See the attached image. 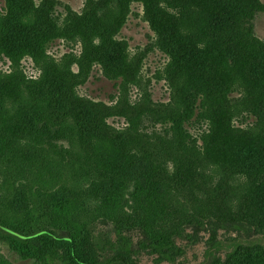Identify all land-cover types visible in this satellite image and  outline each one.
<instances>
[{"label":"trees","instance_id":"16d2710c","mask_svg":"<svg viewBox=\"0 0 264 264\" xmlns=\"http://www.w3.org/2000/svg\"><path fill=\"white\" fill-rule=\"evenodd\" d=\"M102 1L107 2L99 7L101 12L97 11L102 17L98 19L100 24L105 26L108 21L111 22V14L115 12L113 35L120 33L129 15L126 0ZM150 1L154 3V0ZM141 2L147 11L148 0ZM8 4H11L10 0ZM12 6L16 8L13 3ZM170 6L173 9L171 14L155 8L157 16L152 17L153 20L148 19L155 36L151 47L143 50L144 56L139 59V74L129 77L127 73L119 72L113 77L121 81L118 98L129 97L130 87L135 86L143 95L138 103L160 108L162 115L159 118L145 117L148 115L145 111L141 114L145 118L120 116L128 122L129 133L144 136L149 142H160L161 146L174 152V158L189 159L191 166H195V169L190 166V171L197 173L196 170H200L201 178L206 173L212 181L216 176L219 177L216 183L219 188L214 189L213 194L219 199L224 187L221 179L225 174L227 193L230 194L231 190L235 194L238 190L245 202L241 207V200H236L237 206L242 209L239 214L242 215L249 206L252 208V217L257 219L254 224L257 225L256 221L264 224V51L259 50L257 44L251 50L243 39L236 37V34H247L248 37L254 35L253 22L264 9L258 0H225L221 13H207L199 0H178ZM37 29L51 32V35L45 33L44 38L37 42V53L30 55L43 70V76L39 81L26 82L25 76L20 75L32 86H44L50 77L54 81L49 84L48 90L40 89L41 95L38 98L29 96L24 99L22 96L23 105L14 107V110L29 128L32 142L42 148L46 145L47 149H43L48 154L54 152V155L69 157V152L64 147L59 148L57 143L66 141L67 145L73 144L75 149L79 136L76 129L84 132L86 127L80 118V122L76 120L74 126L73 121L69 123L72 114H65L62 121L58 122L60 117L51 106H61V94L65 89L61 80L66 79L65 76L81 78L75 85L79 86L85 83L89 70L85 72L81 59L77 61L80 66L77 75L71 71L73 62H65L67 58L56 65L52 64L54 61L46 56V47L61 38L92 42V28L88 25L83 30L82 25L70 27V24L63 28L54 23L48 13L39 10L23 12L13 28L19 36L25 38V33ZM155 38L158 39V48L155 49L168 60L166 75L163 77L160 69L154 76L157 81H166L170 94L167 103L154 102L151 91H148L147 85H143L142 76L140 78L144 60L155 51L152 48ZM8 88H3L2 97L7 96L13 101L11 94L14 91ZM232 94H238L239 97L230 98ZM234 119L244 127L233 126ZM235 132H240V135L246 132L243 135L247 136L241 141H231L230 135ZM210 137L213 138L211 145L208 144ZM111 145V142L105 143L101 139L92 141L94 170L99 178L84 192L85 195L63 189L65 194L62 196L43 202L37 190L32 191V187L27 201H24V192L21 195L17 192L9 205L14 213L27 217L31 213L30 206L34 204L32 199L37 197L46 218L38 224H29L27 220L16 221L18 223L12 225L0 222V242L22 260L38 264H132L129 258L137 250L132 238L125 235L120 227L115 229V241L105 237L99 242L81 224L84 216L92 214V207L109 219L120 217L126 213L123 207H128L140 213L133 225L143 238L137 243L138 250H151L162 261L174 264L182 255L176 239L181 238L185 230L182 223H171L174 221V213L168 207V191L165 186L169 183L163 178V165L153 162L147 154L137 158L131 150H127L126 156L118 144L117 147ZM151 146L154 147L149 143L148 147ZM64 160L66 158L62 157ZM26 161L32 163V159L27 158ZM75 163L77 165H70L68 170L73 167L79 171L89 164L80 159ZM56 166L61 173V165L56 162ZM36 169L38 173L35 170V179L44 186L62 179L57 176L54 179L51 174L49 176L54 181H45V167L41 168L37 164ZM199 190L197 188L195 192ZM127 195L133 202L132 206ZM20 205L22 211L18 209ZM256 228L263 229L264 225ZM210 245L215 251L221 249L215 230L212 231ZM209 258L208 264H264V247L238 243L232 246L224 260L213 253L209 254Z\"/></svg>","mask_w":264,"mask_h":264},{"label":"rangeland","instance_id":"374dc122","mask_svg":"<svg viewBox=\"0 0 264 264\" xmlns=\"http://www.w3.org/2000/svg\"><path fill=\"white\" fill-rule=\"evenodd\" d=\"M177 1L158 0L157 2V0H154V3H152L148 0L146 11L141 0H126L125 6L129 14H127V23L120 33L113 35L115 30L113 23L116 22L115 12L111 14V22L108 21L105 26H102L101 21L98 20L102 17L97 11H100L99 7H103L102 4L107 1L10 0L11 4L9 5L8 0H0V119L3 121H0L1 223L12 225L18 223L16 221L26 220L29 221V224L43 223L42 220L46 218V214L43 213L41 202L37 197L32 199L34 204L30 206L31 213L27 214V217L26 215L20 216L21 214L14 213L9 207L17 192L20 195L24 192L23 198L24 201H27L30 197L31 187L33 192L37 190L40 195L39 198L43 202L62 196L65 194L63 189L71 193L85 195L84 192L90 189L94 181H98L99 178L94 170V152L91 143L95 139H101L105 143L115 144L116 147L118 144L120 150L126 156L128 151L131 150L132 155H136L137 158L147 154L153 162L157 161L158 164L163 165L165 169L163 178L169 183L168 186H165V190L168 191V207H170V212L174 213V221H171V223H182L185 230L184 235L176 239L177 245L182 250V255L177 258L174 264H208L210 253L224 260L226 254L231 251L232 246L238 243L259 244L264 247V228H256L264 224H259L257 221V225L254 224V220L257 219L252 217V208L249 206L248 210H245L242 215L239 214L242 209L237 206L236 200H241H238L241 207L244 206L245 202L238 190L235 194L231 190L230 194L227 193L225 174L221 179L223 181L222 187H224L222 188V196L219 199L218 196L214 197L213 195L214 189L219 188L216 185L219 177L216 176L212 181L206 173L207 177L202 176V178L204 177L203 180L199 176L200 170L197 169V173L190 171L189 159L174 158V152L165 146H161L160 142H149L144 136L129 133L128 122L120 116L143 117L141 114L145 111L148 112L145 117L159 118L162 115V109L138 103L143 95L140 89L135 86L130 87L129 97L118 98L121 81L114 80L113 77L119 72L127 73L129 77L139 72V59L144 56L143 50L151 47L152 39L155 36L150 29L148 19L157 16L155 8L171 14L173 9L170 4ZM180 1L185 2L186 0ZM199 1L207 13H221L225 2V0L223 2L219 0ZM258 1L261 8L264 9V0ZM12 3L15 4L16 8L12 6ZM32 10L48 13L50 19L63 28L69 24L70 27L72 25H82L83 30H86L88 25L92 28V42L85 40L84 43L80 39L73 41L61 38L50 42L46 47V56L54 61L52 64L56 65L67 58L65 62L70 64L73 62L71 71L73 75H77L80 71L77 61L81 59L85 72L89 70L88 77L83 85L75 86L82 80L81 78L73 79L69 75L65 76L66 79L61 80L65 86L61 94V106L64 107L57 104L51 106L60 117L58 122L62 121V116L65 114H72V118L68 120L69 123L73 121L74 126L76 120L80 122V118L86 127L84 132L76 129L79 136L76 145L74 144L75 149H73V144L72 146L67 145L66 141L57 143L59 148L64 147V150L69 152V157L60 154L54 155V152L48 154L44 150L47 149L46 145H43V149L32 142L29 137V128L22 123L14 110V107L18 108L23 105L22 96L24 99L29 96L30 98H38L41 95L40 89L48 90L49 84L54 81L53 77H50L49 82L44 86H32L26 83L39 81L43 76V70L30 55L37 53V42L44 38L45 33L51 35V32L37 29L25 33L27 35L25 38L19 36L18 31L13 30L16 20L22 16V13ZM253 24L254 35L251 34L248 37L247 34L241 36L236 34V37L243 39L247 48L252 50L257 44L259 50L264 51V10L256 16ZM245 27L248 31L247 26ZM67 30L70 31L71 29ZM162 42L163 39L161 44ZM152 48H158V39L155 38ZM253 55L255 54L253 53ZM167 62L166 57L155 49L144 60L143 68L140 70L143 85H147L148 91H151L154 102H169L170 94L166 81H157L154 78L160 69V74L163 77L166 75L167 68L165 66ZM20 74L25 76L26 82L22 78L23 75ZM8 86V89L14 91L11 96L14 97L13 101H17L15 103L7 96L2 97L3 88ZM233 97L237 98L239 96L238 94H232L230 98ZM213 109L214 107L211 112H213ZM232 125L244 127L236 119L232 121ZM235 133L230 135L231 141H241L247 136L243 135L246 132L242 135H240V132ZM212 140L213 138L210 137L208 144L211 145ZM149 143H152L154 147H148ZM160 148L163 150H160ZM153 155H155V159H153ZM62 157H65L66 160L62 161ZM27 158L32 159V163L26 161ZM79 159L81 161L86 160L89 164L81 167V170L75 171L73 167L77 165L75 161ZM56 162L62 167L61 173L56 168ZM37 164H40L41 168L45 167V181H54L55 176L62 179L44 186L42 182L37 181V178L35 179V170L38 173ZM70 165H73V167L68 170ZM192 168L195 169V166ZM180 170L181 172H179ZM51 174L54 176L53 180L49 176ZM197 188L200 190L195 192ZM129 192L132 191L129 190ZM126 197L130 202V206H132L133 202L130 200V196L127 195ZM222 198H226V200ZM123 208L126 213L120 215V217L109 219L104 218V214L98 213L92 207V214L88 217L84 216L81 224L99 242H102L105 237L115 241V229L117 226L120 227L125 235L132 238L134 247L137 250V253L129 258L132 264H171L162 261L159 255L151 250H138L137 243L143 238L141 233L134 229L133 225L135 219L140 217V213L128 207ZM18 209L22 211L21 205ZM213 230H215L217 242L221 246L219 251L213 250L210 245ZM0 262V264H38L34 261L22 260L1 242Z\"/></svg>","mask_w":264,"mask_h":264}]
</instances>
